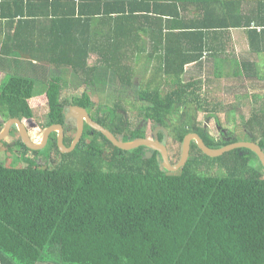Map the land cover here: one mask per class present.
I'll use <instances>...</instances> for the list:
<instances>
[{
  "label": "trees",
  "instance_id": "trees-1",
  "mask_svg": "<svg viewBox=\"0 0 264 264\" xmlns=\"http://www.w3.org/2000/svg\"><path fill=\"white\" fill-rule=\"evenodd\" d=\"M232 31L245 32L249 50L264 55V0H0V65H14L0 86V133L19 119L38 143L45 129L62 125L70 147L77 128L67 127L65 112L78 106L123 143L150 137L140 121L167 128L172 165L193 133L213 149L258 142L264 151L258 63L244 58L229 70L239 75L243 65L261 82L245 96L224 97L226 107L243 103L228 110L234 135L220 132L217 120V140L197 120L201 110L221 118L224 108L188 95L197 85L182 82L186 65H220ZM23 65H42L47 75L26 74ZM95 72L106 77L95 81ZM109 84L110 105H95L88 86ZM126 91L135 98L127 107ZM9 136L0 142V157L14 154L11 164L0 159V264H264V166L252 150L211 158L193 142L187 164L170 172L158 152L147 159V148L121 150L89 126L71 153L60 151L55 133L46 156L27 148L16 127Z\"/></svg>",
  "mask_w": 264,
  "mask_h": 264
},
{
  "label": "water",
  "instance_id": "water-1",
  "mask_svg": "<svg viewBox=\"0 0 264 264\" xmlns=\"http://www.w3.org/2000/svg\"><path fill=\"white\" fill-rule=\"evenodd\" d=\"M65 118H66V122L69 119H75L77 123V135L74 141L72 142V144L70 145V147H67L64 144L65 129L62 125H51L50 127H48L43 131V137L41 141L38 143H34L30 137L27 127L19 119H10L6 122L3 130L0 133V142L9 136L11 129L13 127H16L26 147L33 151H39L46 146L50 135L52 133H56V144H58L60 151L62 153H71L76 149L79 142L81 141L84 135L85 125H87L90 128L101 132L103 135H105L104 137H106L114 146L120 148L121 150L129 151V150L137 149L139 147H144L153 151L160 152L161 155H159L158 159L161 162L162 167L166 168L170 172H176L187 164L191 154V148L193 142H195L198 145V147L203 151V153H205L207 156L211 158L220 157L225 153L235 149L244 148V149L252 150L257 154L261 164L264 166V151L262 150V148L260 147V143L258 142L256 143L237 142V143L229 144L220 149H213L207 146L204 140L198 134L193 133L188 135L184 140L183 152L179 163L177 165H172L170 163L167 146L166 144H163L160 140L161 131H164L167 141L169 139V132L165 127H160L155 130L154 132L155 141L151 139H138L130 143H123L117 140L112 133H110L100 124L93 121L88 111L85 108L72 106L70 107L69 112H67V114L65 115ZM153 151L148 153L147 159L153 158L154 156Z\"/></svg>",
  "mask_w": 264,
  "mask_h": 264
},
{
  "label": "rangeland",
  "instance_id": "rangeland-1",
  "mask_svg": "<svg viewBox=\"0 0 264 264\" xmlns=\"http://www.w3.org/2000/svg\"><path fill=\"white\" fill-rule=\"evenodd\" d=\"M243 46H241L242 49L244 50H248V45L245 43H242ZM237 50H238V46H237ZM240 50V48H239ZM249 52V51H248ZM246 58V57H244ZM95 60V58H92V62ZM94 63V62H93ZM207 65V64H205ZM27 71L31 72V73H38V72H43V74L45 75L46 73L44 72L45 69L43 68L42 65H37V66H31V65H23ZM226 71V74L228 73V70L225 69ZM258 71L260 73L261 76L264 75V65H258ZM207 72L208 71H204V77L207 78ZM187 73V72H186ZM185 73V75H187ZM47 75V74H46ZM264 77V76H263ZM256 84H254L253 82H256ZM223 82L225 83L224 84V90L221 94H224V96H221V95H217V96H212V97H208V101L209 102H213L212 100H214L215 102H218L220 103L219 107L221 106L223 109L222 111V114H221V118H208V116H206L205 114H203L202 110L200 111V117L198 119L200 120H197L198 121V124L200 123L201 125H207L208 126V132L209 134L212 136V138H214L215 140H217L219 138V135L221 134L220 132L221 131H227L228 133H230V135H234V133H232V131H234L235 127L237 124H234V122H232V120H234V118H230V115L228 114V110L231 109L232 107L234 108H237L239 107L240 104H242V100L241 99H237V101H239V105H236L237 101L236 102H232L231 106H228L226 107V105L228 104V98H229V95L231 92H234L235 93V90H238V95L239 96H245L247 94H249L250 92H252L253 90L255 91L256 87L258 86V84L261 82V81H258L256 77H248V76H243L242 78H239V77H229L227 79H223ZM115 83L117 84V81H115ZM228 84V85H227ZM96 87H94L93 85H89V94L91 96V98L94 100L93 102L95 103V105L97 104H105L107 103L108 105L109 104V98L107 96V94L111 93V92H115L114 90V87L111 86V84L108 85H100V86H97L95 85ZM82 90H85V85L83 87H81V91ZM167 90V89H165ZM198 91L201 90V86H198ZM126 95H122V99H126V105L125 107L129 106L130 103L132 102L134 98V95H133V98L129 95H127V91L124 92ZM78 94V93H77ZM228 97V98H225L224 97ZM214 98V99H213ZM217 99V100H216ZM35 107L40 109V116L43 115L44 113V108L46 107L45 105V101L44 100H39L35 103ZM99 107V105L95 108L97 109ZM243 110V109H242ZM239 111L238 110V116H239ZM1 112L2 110L0 109V118L2 117L1 115ZM243 113H246L245 110L243 111ZM242 114V112H240V115ZM180 115H181V112H180ZM179 115V116H180ZM243 115V114H242ZM245 117L246 116H241L240 118H237L236 120L238 121V124L243 122L245 120ZM133 118V116H132ZM244 118V119H243ZM173 119H174V124H178L179 122V117L177 114H174L173 115ZM217 120L218 122L220 123L221 125V128H219V131L220 132H217L216 131V128H213L215 126V124H217ZM29 123V126L32 127L33 131L31 130V134L34 135L35 137H39V135L42 133L41 131H39V127L38 125L36 124V122H34L33 120L31 121H28ZM140 123V124H139ZM138 124L141 125V128L144 130V128H146V130L148 131L147 133L149 134V136H151L152 133H154V131L152 130L151 126L149 124H147L146 126L142 125V121H140ZM17 138V135L15 134H11L9 137H8V140L7 141H10V143L12 144V142H14V140ZM234 138V137H231V139ZM5 142V143H6ZM3 143V144H5ZM2 145V144H1ZM0 145V154H2L1 151H6V150H1L2 148H4L3 146ZM59 147V146H58ZM7 148V147H6ZM167 149L168 151H170L171 153V145L170 143H167ZM24 151L20 152L21 154H24L23 153ZM42 155H47L49 153V148H44L43 150H41L40 152ZM33 153H30L28 154L29 156H32ZM20 157H16V159H18ZM0 159H2V162L3 163H8V164H11V162L13 163L14 160V154L13 153H7V155H4L3 157H0ZM56 159H58V157H56ZM40 160V163H45V161L42 159V157L39 158ZM38 160V161H39ZM201 160V159H199ZM203 170H206L205 167H202ZM215 171H213L212 173H214Z\"/></svg>",
  "mask_w": 264,
  "mask_h": 264
},
{
  "label": "crops",
  "instance_id": "crops-1",
  "mask_svg": "<svg viewBox=\"0 0 264 264\" xmlns=\"http://www.w3.org/2000/svg\"><path fill=\"white\" fill-rule=\"evenodd\" d=\"M245 42L247 44V38H246L245 32H243V31H232L230 34V37L227 39L226 54L224 57L222 55H220V58L223 57L219 60L220 65H209L208 61L205 63L207 65H198V64L186 65L185 66V73L187 72L186 73L187 75L181 76V78L183 79L182 82L183 83L192 82L194 85H197V89H198V86H201V90H199V91L197 89H194V91L191 90V92L188 95L194 96V97H196V96L197 97H203V98H208V97L217 96V95L224 96V94H221L224 90V84H225L223 82V79H227L229 77L242 78L243 76L245 77L246 75H248L246 72L247 70H245L243 65H240V67H239V70H238V72L240 73L239 75L232 74V76H231L229 74V70H230V72L232 71L231 67L237 65V63H239V62H243L244 57H246L248 59V60H245L246 62H253V63H258V65H264V63L261 62V59L264 58V55H255L249 49L246 51V50L241 48V46H243L242 43H245ZM237 46H238V50H237ZM239 48H240V50H239ZM229 55H230V58L232 60V61L231 60L230 61H231V63H234V65H229L230 62L228 60H226ZM93 58L96 59V56H93ZM206 59H208L207 56L204 58V61H206ZM93 62L91 61V63H93ZM95 66H99V65H89V67H91L93 69L95 68ZM0 69H2L4 71V72L0 71V86H1L2 82L4 81V78L6 77V73L8 75H14V65H0ZM225 69L228 70L227 74H226ZM149 70L150 71L148 72V75L144 78H146L148 80H152L153 77L156 76V70L157 69H155V67L152 66L151 68H149ZM204 71H208L207 72V78L204 77ZM35 73L28 72L26 74H30L31 76H34ZM157 73H159V71H157ZM38 74H39V72H38ZM259 76H261L260 73H259ZM93 77H94V80L96 81V80H99L103 77H106V74L100 75V74L96 73V74H94ZM259 78H261V77H259ZM98 84H99V82H98ZM166 91L167 90H165V92ZM202 112H203V114L208 116V118H211V119L217 118V115H214V113L209 114V113H207V110L206 111L202 110ZM220 116H221V114H220Z\"/></svg>",
  "mask_w": 264,
  "mask_h": 264
},
{
  "label": "flooded vegetation",
  "instance_id": "flooded-vegetation-1",
  "mask_svg": "<svg viewBox=\"0 0 264 264\" xmlns=\"http://www.w3.org/2000/svg\"><path fill=\"white\" fill-rule=\"evenodd\" d=\"M67 112H69V110H66V112H65V115L67 114ZM89 113V112H88ZM90 115V114H89ZM91 117V116H90ZM93 120V119H92ZM94 121V120H93ZM96 122V121H95ZM67 127L68 126H72L73 124L74 125H76V128H77V123H76V120L75 119H69L67 122ZM87 127V125H85V128ZM155 132V131H154ZM162 132V131H161ZM161 132H160V134H161ZM164 132V131H163ZM30 134V133H29ZM66 134V133H65ZM149 139H151V140H154L155 141V138H154V133H152L151 134V136L150 137H148ZM65 140V139H64ZM160 140H161V135H160ZM167 139H165L164 141H162L161 140V142L163 143V144H166V146H167ZM14 143H16V141L14 140ZM193 144V143H192ZM168 150V149H167ZM151 151H153V150H150V149H146V150H144V152H146L147 154H146V157L148 156V153L149 152H151ZM154 152V154H155V152H158V151H153ZM159 153V155H161V153L160 152H158ZM168 154H169V158H170V156L172 155L171 153H170V151H168ZM171 162V161H170Z\"/></svg>",
  "mask_w": 264,
  "mask_h": 264
},
{
  "label": "clouds",
  "instance_id": "clouds-1",
  "mask_svg": "<svg viewBox=\"0 0 264 264\" xmlns=\"http://www.w3.org/2000/svg\"><path fill=\"white\" fill-rule=\"evenodd\" d=\"M56 134V133H55ZM169 138H170V136H169ZM144 139H149L148 137L147 138H144ZM169 140V139H168ZM168 142V141H167ZM171 163V162H170ZM172 164V163H171Z\"/></svg>",
  "mask_w": 264,
  "mask_h": 264
}]
</instances>
